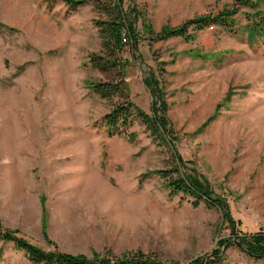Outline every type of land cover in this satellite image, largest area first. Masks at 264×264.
I'll return each mask as SVG.
<instances>
[{"label": "rangeland", "instance_id": "1", "mask_svg": "<svg viewBox=\"0 0 264 264\" xmlns=\"http://www.w3.org/2000/svg\"><path fill=\"white\" fill-rule=\"evenodd\" d=\"M234 1L124 0V11L138 13L137 40L125 36L124 65L102 71L89 63L102 52L96 22L105 17L92 4L69 12L62 0H0V22L13 28H0L2 226L87 257L142 251L168 264H264L240 242L264 234V41L250 47L244 32L254 10L233 16L234 33L212 25L189 30V39L152 41L147 30ZM121 77L150 115L161 101L146 79L164 89L165 143L138 119L108 133L103 116L123 98L89 85ZM174 167L222 200L233 221L172 193L157 172ZM0 264L35 263L0 240Z\"/></svg>", "mask_w": 264, "mask_h": 264}, {"label": "trees", "instance_id": "2", "mask_svg": "<svg viewBox=\"0 0 264 264\" xmlns=\"http://www.w3.org/2000/svg\"><path fill=\"white\" fill-rule=\"evenodd\" d=\"M62 2L70 10L69 12L92 4L95 9L105 16L96 22L102 40V52L90 55L89 63L92 67L102 71H109L111 69H119L121 65H124V62L118 56V52L121 51L124 44L123 36H127L128 39L131 37L137 38L135 23L138 19L136 18L138 13L136 10L129 9L124 11V0H62ZM259 3V1L254 0H235L230 6L215 15L209 13L191 17L177 27H168L166 25L160 32H155L153 27L148 24L149 39L152 41L167 40L171 37L189 39L192 36L189 30L203 29L212 25L220 26L234 33L236 29L234 28L233 16L242 7H248L254 11L245 13L247 22L244 25V32H246V42L250 47H253L256 42L264 41V10L259 9ZM0 28H6L8 31L13 30V28L7 27L1 22ZM136 38L134 42H136ZM214 56L217 55L215 54ZM152 80L151 78L150 80L146 79L148 86L154 88L153 91H157L161 101L159 107H154L155 114L153 115L145 112L129 98L126 82L122 77L111 82H90L89 87L102 98H110L115 95L123 98L121 102L113 106L110 112L103 116V121L108 126L110 135L125 132L138 119L144 124L153 140L158 141V143H165L168 119L165 115L164 89L156 84L153 85ZM157 173L161 177H168L166 184L172 193H182L193 197L194 201L191 202L193 206H198L199 202L203 201L206 207H217L224 212L222 215L225 219L229 220V222L233 221L231 215L225 210L226 207L222 200L211 197L210 191L203 188L196 177L190 178L189 175L183 174L179 167L169 170H158ZM173 173H175V176L172 175ZM0 240L11 242L17 250L25 254L30 262L35 264H168L159 260L154 254L143 253L142 251L126 253L120 257L111 253L104 255L95 253L92 257H87L83 254L74 255L61 252L58 249H44L25 237L18 235L16 230L4 228L1 222ZM224 241H220L218 245H223ZM240 242L246 246L250 255H264V234L256 233L244 236ZM227 245L229 244L227 243ZM202 259V257L198 258L192 264L201 263ZM216 260L215 258L214 261Z\"/></svg>", "mask_w": 264, "mask_h": 264}, {"label": "built area", "instance_id": "3", "mask_svg": "<svg viewBox=\"0 0 264 264\" xmlns=\"http://www.w3.org/2000/svg\"><path fill=\"white\" fill-rule=\"evenodd\" d=\"M126 37L125 36H123V40L125 41L126 39H125Z\"/></svg>", "mask_w": 264, "mask_h": 264}]
</instances>
